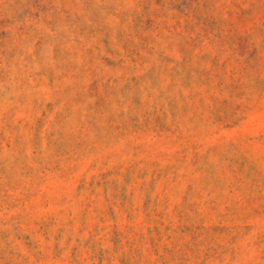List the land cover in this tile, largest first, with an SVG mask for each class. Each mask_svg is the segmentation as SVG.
I'll return each mask as SVG.
<instances>
[{"label": "rangeland", "instance_id": "374dc122", "mask_svg": "<svg viewBox=\"0 0 264 264\" xmlns=\"http://www.w3.org/2000/svg\"><path fill=\"white\" fill-rule=\"evenodd\" d=\"M0 264H264V0H0Z\"/></svg>", "mask_w": 264, "mask_h": 264}]
</instances>
